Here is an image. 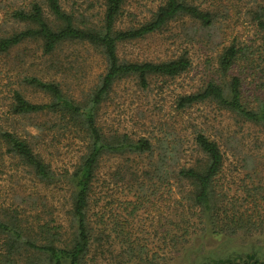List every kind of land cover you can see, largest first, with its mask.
Segmentation results:
<instances>
[{
  "label": "trees",
  "instance_id": "obj_1",
  "mask_svg": "<svg viewBox=\"0 0 264 264\" xmlns=\"http://www.w3.org/2000/svg\"><path fill=\"white\" fill-rule=\"evenodd\" d=\"M126 1L102 0L99 15L81 11L72 0H23L2 8L5 21L23 27L0 34V55L25 43L38 44L46 56L65 45L80 46L100 57L103 70L76 96L59 80L23 75L19 83L42 93L44 102H33L19 87L5 85L2 92L7 91L9 101L0 118V165L7 157L34 190L17 196L15 203H0V264H99L106 253L111 264H153L156 254L152 261L147 257L141 229L134 230L133 221L161 190L175 203L169 229L163 231L165 245L209 224L217 234L221 219L223 227L237 220L218 188L225 155L204 129L170 118L159 121L156 133L132 137L104 123L102 110L117 83L132 78L146 90L152 78L173 79L193 66L187 49L165 60L132 61L120 58L119 45L159 33L179 19L190 20L196 43L205 42L216 28V15L193 0H161L145 20L124 24ZM254 2L248 16L256 37L249 43L232 40L214 61L206 58L204 75L209 78L197 91L177 96V111L214 103L264 134V1ZM58 64L49 63L47 71H60ZM64 142L78 147L71 167L57 163ZM109 160L114 169L107 179L116 186L120 182L126 196L120 201L124 216L112 209L110 223L104 206L93 209L108 186L101 172ZM247 163L252 164L250 159ZM121 243L126 250L112 255L110 247ZM210 264H264V258L247 253Z\"/></svg>",
  "mask_w": 264,
  "mask_h": 264
},
{
  "label": "rangeland",
  "instance_id": "obj_2",
  "mask_svg": "<svg viewBox=\"0 0 264 264\" xmlns=\"http://www.w3.org/2000/svg\"><path fill=\"white\" fill-rule=\"evenodd\" d=\"M21 1L0 0V34H11L22 29L21 24L5 21V9H2ZM72 1L81 11L101 14L102 0ZM160 1L127 0L123 23L145 20ZM193 1L216 15V28L210 38L204 39L205 42L196 43L199 38L193 33L190 20L179 19L159 33L119 45L120 58L132 61L165 60L187 49L193 64L190 71L173 79L154 77L146 90L141 89L132 78L117 83L102 110V119L109 127L127 132L132 137L156 133L159 121H169L170 118L190 122L215 139L225 155L218 188L226 193L232 203L227 210L237 220L223 227L224 219H221L217 234L207 228L209 224L207 229L179 238L175 245H165L163 231L169 229L168 219L173 216L175 203L168 200L161 190L151 197V203L133 221L134 230L141 229V234H137L141 243L146 245L147 257L150 259L156 254L153 261L150 259L153 264H210L214 259H239L247 253L264 258V134L252 125L241 122L233 114L219 109L214 103L196 104L185 111H177L174 103L177 96L197 91L209 78L208 74L204 75L206 58L214 61L221 47L232 40L249 43L256 37L248 16V10L254 6L255 0ZM51 62H61L58 64L61 70L48 72L46 68ZM102 70L100 57L80 46L65 45L55 55L46 56L38 44L25 43L9 54L0 55V118L4 116L9 101L7 91L2 92L8 89L5 85L19 87L33 102L46 100L42 93L19 83L26 73L59 80L66 91L76 96L81 89H87L94 83ZM60 145L58 166L71 167L78 157V147L64 146L65 142ZM249 159L252 164L247 163ZM103 165L101 176L107 179L114 164L109 160ZM107 181L105 195L100 194L102 200L93 209L97 211L98 207L104 206L105 220L110 223V210H117V214L124 216L120 201L126 196L120 182L116 186L111 178ZM32 190L33 184L28 176L6 157L4 164L0 165V203H15L17 196ZM40 193L48 194L51 198L46 190L42 189ZM132 233L135 235V231ZM126 248L125 243L114 244L110 247V253L122 254ZM101 258L99 264L114 263L108 253Z\"/></svg>",
  "mask_w": 264,
  "mask_h": 264
}]
</instances>
